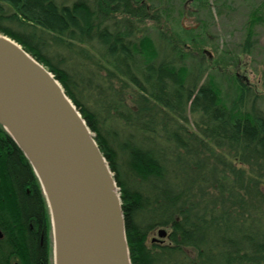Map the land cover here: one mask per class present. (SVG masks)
Instances as JSON below:
<instances>
[{
    "label": "trees",
    "instance_id": "16d2710c",
    "mask_svg": "<svg viewBox=\"0 0 264 264\" xmlns=\"http://www.w3.org/2000/svg\"><path fill=\"white\" fill-rule=\"evenodd\" d=\"M172 15L168 0H0V33L51 72L94 134L118 187L131 264H264V114L240 100L227 106L210 77L199 84L184 41L203 37L168 36L161 23ZM259 23L254 8L244 52ZM238 87L241 97L247 87ZM31 178L38 184L0 125V227L14 247L0 248V264H12L9 250L25 264L44 259L22 237L41 212L36 193H24Z\"/></svg>",
    "mask_w": 264,
    "mask_h": 264
},
{
    "label": "water",
    "instance_id": "95a60500",
    "mask_svg": "<svg viewBox=\"0 0 264 264\" xmlns=\"http://www.w3.org/2000/svg\"><path fill=\"white\" fill-rule=\"evenodd\" d=\"M0 125L43 189L53 264H131L118 187L94 134L51 72L2 33Z\"/></svg>",
    "mask_w": 264,
    "mask_h": 264
},
{
    "label": "rangeland",
    "instance_id": "374dc122",
    "mask_svg": "<svg viewBox=\"0 0 264 264\" xmlns=\"http://www.w3.org/2000/svg\"><path fill=\"white\" fill-rule=\"evenodd\" d=\"M169 3L175 15L161 23L164 32L175 37L182 28L203 37L196 47L190 40L184 41V64L192 71L200 66L203 72L199 84L210 77L227 106L240 100L241 109L257 108L264 114V23L254 26L253 47L249 53L243 51L249 13L257 8L264 15V0H168ZM238 84L247 87L241 97ZM156 231L148 241L159 238Z\"/></svg>",
    "mask_w": 264,
    "mask_h": 264
},
{
    "label": "flooded vegetation",
    "instance_id": "af4514ba",
    "mask_svg": "<svg viewBox=\"0 0 264 264\" xmlns=\"http://www.w3.org/2000/svg\"><path fill=\"white\" fill-rule=\"evenodd\" d=\"M36 193L39 198L41 212L37 216H30L27 219V223L25 226V231L23 232V239L25 243V247L27 248L28 254L31 253V244L32 240L37 243L39 247L44 248L45 256L44 259H39L35 264H53L52 254H53V243H52V229L50 226V214L47 207V203L45 198L41 192V185L34 183V179L31 178V181L24 186V193L26 195H31L32 193ZM0 248L8 249L13 247L12 243H7L6 241V232L0 227ZM14 248V247H13ZM13 251V250H12ZM10 252V256L13 257L12 264H25L22 259H20L19 255H14ZM51 252V257H50ZM32 254V253H31ZM30 264L32 263V257L30 258ZM28 263V264H29Z\"/></svg>",
    "mask_w": 264,
    "mask_h": 264
},
{
    "label": "bare ground",
    "instance_id": "6f19581e",
    "mask_svg": "<svg viewBox=\"0 0 264 264\" xmlns=\"http://www.w3.org/2000/svg\"><path fill=\"white\" fill-rule=\"evenodd\" d=\"M71 101V100H70ZM72 102V101H71ZM115 183H116V181H115ZM41 192H42V195H43V197L45 198V195H44V192H43V189H42V187H41ZM47 203V202H46ZM47 207H48V204H47ZM49 209V208H48ZM50 220V226H51V228H52V222H51V218L49 219ZM52 243H53V237H52Z\"/></svg>",
    "mask_w": 264,
    "mask_h": 264
}]
</instances>
